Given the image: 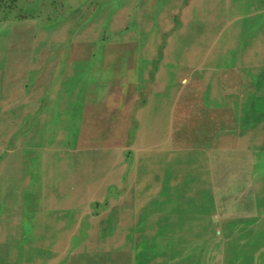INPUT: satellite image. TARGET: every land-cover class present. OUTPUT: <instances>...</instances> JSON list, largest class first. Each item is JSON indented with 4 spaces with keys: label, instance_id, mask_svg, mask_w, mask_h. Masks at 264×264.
<instances>
[{
    "label": "crops",
    "instance_id": "1",
    "mask_svg": "<svg viewBox=\"0 0 264 264\" xmlns=\"http://www.w3.org/2000/svg\"><path fill=\"white\" fill-rule=\"evenodd\" d=\"M92 54L33 53L30 67L20 64L7 73L10 83L0 86V264H172L168 246L177 242L168 237L194 235L195 189L214 188L200 182H212L216 167L251 172L239 181L225 177L220 187H241L240 197L247 188L260 189L223 205L224 212L242 219L263 214L254 205L264 196V115L255 111L263 99L238 109L234 134L214 132L213 142L195 146V96L189 121L169 91L166 69L151 91L137 95L134 54ZM213 72L203 69L200 79L202 102L209 106L218 99ZM260 78L264 68L256 71V83ZM187 79L195 85L194 75ZM205 194L213 197L206 204H218L212 190ZM240 203L242 214L229 212ZM95 233L111 239L75 250L62 243Z\"/></svg>",
    "mask_w": 264,
    "mask_h": 264
},
{
    "label": "rangeland",
    "instance_id": "2",
    "mask_svg": "<svg viewBox=\"0 0 264 264\" xmlns=\"http://www.w3.org/2000/svg\"><path fill=\"white\" fill-rule=\"evenodd\" d=\"M245 1L129 0L125 11L131 17L130 22L124 21L119 25L115 22L117 7H110L103 12L102 6L106 0H0V84H9L11 77L7 73L14 71L20 64L25 70L30 67L32 55L36 52L52 55L86 51L122 55L131 53L136 58L137 95L151 91L159 80L161 67L166 69L168 88L173 91V98L180 101L181 108L188 114L185 118L189 121L195 96V146L213 142L211 135L214 132L217 135L228 132L234 134L237 131L236 120L240 106L247 103L250 109L254 100L264 99V93L258 89L255 80L256 71L264 68V52H261L264 50V0ZM62 21L65 23L62 24ZM228 30L231 32L228 33ZM126 32L131 33L127 35ZM152 36H155V40ZM208 67L214 71L215 90L219 96L211 106L203 104L201 97V71ZM188 75L195 76V85L188 81ZM258 110L264 113V104ZM216 171L221 173L212 176V182H200L212 183L213 189H195L197 229L194 230V236L185 234L168 237L177 242L168 246L170 263L264 264V196L262 199L258 197L254 204L258 205V212L263 213L261 216L255 218V215H251L254 217L250 219L230 218L224 212L223 205L231 200L250 198L260 189L252 186L247 188L244 197H240L239 193L243 188L235 186L225 189L218 185V181L225 177L227 182L232 179L243 180L251 172H228L218 167ZM203 174L199 173V176ZM208 190H212L218 203L214 207L205 202L212 197L208 198L205 194ZM248 190L253 193L251 196L247 195ZM241 205L243 204L233 206L229 212L242 214ZM106 239L110 241L111 237L73 236L70 244L67 239L62 243L75 250L82 243Z\"/></svg>",
    "mask_w": 264,
    "mask_h": 264
},
{
    "label": "bare ground",
    "instance_id": "3",
    "mask_svg": "<svg viewBox=\"0 0 264 264\" xmlns=\"http://www.w3.org/2000/svg\"><path fill=\"white\" fill-rule=\"evenodd\" d=\"M63 1H64V0H63ZM75 1H76V0H75ZM81 1H82V0H81ZM231 1H232V0H231ZM243 1H244V0H243ZM246 1H247V0H246ZM246 1H245V2H246ZM84 2H85V1H84ZM84 2H81V3H84ZM128 2H129V0H106L105 4L102 6V8H103V10H104L103 12H106L110 7L115 6V7H117L116 18H115V22H116V24L118 23L119 25H121V23L124 22V21H126V22L129 23V22H130L129 19H130L131 17H130V16L128 17V15L126 14V11H125V9H126L125 6L127 5ZM248 2H249V0H248ZM72 3H73V2H72ZM81 3H80V4H81ZM176 3H177V1H176ZM176 3H175V4H176ZM190 3H192V2H190ZM190 3H189V4H190ZM252 3H253V2H252ZM196 4H197V3H196ZM200 4H201V3H200ZM238 4H239V3H238ZM246 4H247V3H246ZM72 5H73V4H72ZM226 5H227V4H226ZM243 5H244V4H243ZM243 5H242V6H243ZM163 6H164V5H163ZM78 7H79V6H78ZM128 7H129V6H128ZM229 7H230V6H229ZM253 7H254V3H253ZM72 8H73V7H72ZM173 8H174V7H173ZM182 8H183V7H182ZM70 9H71V7H70ZM77 9H78V8H77ZM127 9H128V8H127ZM169 9H170V8H169ZM183 9H184V8H183ZM228 9H230V8H228ZM239 9H240V8H239ZM30 10H31V9H30ZM142 10H143V9L141 8V11H142ZM253 10H254V9H253ZM249 11H250V10H249ZM249 11H248V12H249ZM255 11H256V10H255ZM74 12H75V11H74ZM251 12H252V11H251ZM70 13H72V11H71ZM114 13H115V12H114ZM234 13H236V12H234ZM240 13H241V11H240ZM74 14H75V13H74ZM93 14H94V13H93ZM137 14H138V12H137ZM166 14H167V13H166ZM228 14H229V11H228L227 15H228ZM99 15H100V14H99ZM162 15H163V14H162ZM193 15H194V14H193ZM67 16H68V15H67ZM111 16H113V14H112ZM156 16H157V15H156ZM99 17H100V16H99ZM140 17H141V16H140ZM162 17H163V16H162ZM193 17H194V16H193ZM68 18H69V17H68ZM68 18H67V19H68ZM97 18H98V17H97ZM148 18H149V17H148ZM177 18H178V17H177ZM239 18H240V17H239ZM67 19H66V20H67ZM71 19H72V18H71ZM226 19H227V18H226ZM147 20H148V19H147ZM142 21H143V19H142ZM231 21H232V20H231ZM89 22H90V20H89ZM100 22H101V21H100ZM191 22H192V21H191ZM63 23H65V22L62 21V24H63ZM239 23H240V22H239ZM109 24H110V23H109ZM113 24H114V23H113ZM138 24H139V23H138ZM144 24H145V23H144ZM182 24H183V23H182ZM59 25H60V23H59ZM99 25H100V24H99ZM92 26H93V25H92ZM97 26H98V25H97ZM144 26H145V25H144ZM192 26H193V25H192ZM52 27H53V26H52ZM56 27H57V25H56ZM180 27H181V26H180ZM229 27H230V26H229ZM262 27H263V26H262ZM27 28H28V27H27ZM145 28H146V27H145ZM83 29H84V28H83ZM198 29H199V28H198ZM223 29H224V27H223ZM228 29H229V28H228ZM232 29H233V28H232ZM236 29H237V28H236ZM22 30H24V29H22ZM47 30H48V29H47ZM47 30H46V31H47ZM52 30H53V29H52ZM62 30H63V29H62ZM225 30H226V29H225ZM8 31H9V30H8ZM17 31H18V30H17ZM28 31H29V30H28ZM221 31H222V30H221ZM258 31H259V29H258ZM133 32H134V31H133ZM156 32H157V31H156ZM156 32H155V33H156ZM164 32H165V31H164ZM229 32H231V31L228 30V33H229ZM22 33H23V32H22ZM22 33H21V35H22ZM78 33H79V32H78ZM128 33H129V32H126L125 34L128 35ZM130 33H131V32H130ZM130 33H129V34H130ZM155 33H154V34H155ZM166 33H167V32H166ZM225 33H226V31H225ZM256 33H257V32H256ZM7 34H8V33H7ZM88 34H89V33H88ZM90 34H91V33H90ZM92 34H93V33H92ZM101 34H102V33H101ZM257 34H258V33H257ZM96 35H97V34H96ZM106 35H107V34H106ZM214 35H215V34H214ZM221 35H222V34H221ZM85 36H86V35H85ZM100 36H101V35H100ZM104 36H105V35H104ZM165 36H166V34H165ZM86 37H87V36H86ZM101 37H102V36H101ZM107 37H108V36H107ZM147 37H148V35H147ZM154 37H155V36H154ZM154 37L152 36V38H154ZM213 37H214V36H213ZM216 37H217V36H216ZM219 37H220V36H219ZM231 37H232V36H231ZM231 37H230V38H231ZM7 38H8V37H7ZM17 38H18V37H17ZM233 38H234V37H233ZM15 39H16V38H15ZM21 39H22V37H21ZM28 39H29V38H28ZM250 39H251V38H250ZM3 40H4V39H3ZM3 40H2V41H3ZM10 40H11V39H10ZM26 40H27V39H26ZM26 40H25V41H26ZM41 40H42V38H41ZM146 40H147V39H146ZM152 40H153V39H152ZM152 40H151V41H152ZM154 40H155V38H154ZM231 40H232V39H231ZM21 41H22V40H21ZM42 41H43V40H42ZM89 41H90V40H89ZM164 41H165V40H164ZM249 41H250V40H249ZM253 41H255V40H253ZM11 42H12V41H11ZM22 42H23V41H22ZM75 42H76V41H75ZM145 42H146V41H145ZM255 42H256V41H255ZM16 43H17V42H16ZM125 43H126V42H125ZM234 43H235V42H234ZM251 43H252V41H251ZM251 43H250V44H251ZM21 44H22V43H21ZM88 44H90V43H88ZM127 44H128V43H127ZM257 44H258V42H257ZM12 45H13V44H12ZM72 45H73V44H72ZM74 45H75V44H74ZM152 45H153V44H152ZM155 45H156V43H155ZM155 45H154V46H155ZM80 46L82 47V45H80ZM91 46H92V45H91ZM91 46H90V47H91ZM248 46H249V44H248ZM261 46H262V45H261ZM261 46H260V47H261ZM75 47H76V45H75ZM93 47H94V46H93ZM26 48H27V46H26ZM51 48H53V47H51ZM141 48H142V47H141ZM232 48H233V47H232ZM243 48H244V47H243ZM10 49H11V48H10ZM74 49H75V48H74ZM78 49H79V47H78ZM78 49H77V50H78ZM89 49H90V48H89ZM261 49H262V48H261ZM70 50H71V49H70ZM139 50H140V49H139ZM144 50H145V49H144ZM226 50H227V49H226ZM247 50H248V49H247ZM251 50H252V49H251ZM254 50H255V49H254ZM5 51H6V49H5ZM207 51H208V50H207ZM227 51H228V50H227ZM19 52H20V51H19ZM21 52H22V51H21ZM21 52H20V53H21ZM77 52H78V51H77ZM86 52H87V51H86ZM89 52H90V51H89ZM142 52H143V51H142ZM142 52H141V53H142ZM258 52H259V51H258ZM261 52H264V50H263V51L261 50ZM148 53H149V52H148ZM192 53H195V52L193 51ZM239 53H240V52H239ZM91 54H92V53H91ZM190 54H191V53H190ZM227 54H228V53H227ZM5 55H6V54H5ZM72 55H74V54H72ZM76 55H77V54H76ZM92 55H93V54H92ZM121 55H122V54H121ZM205 55H206V54H205ZM74 56H75V55H74ZM80 56H81V54H80ZM146 56H147V55H146ZM203 56H204V55H203ZM228 56H229V55H228ZM236 56H237V55H236ZM236 56H235V57H236ZM0 57H1V56H0ZM88 57H89V56H88ZM71 58H72V57H71ZM141 58H142V57H141ZM83 59H84V58H83ZM245 59H246V58H245ZM84 60H85V59H84ZM84 60H83V61H84ZM90 60H91V59H90ZM162 60H164V59H162ZM228 60H229V59H228ZM262 60H263V59H262ZM83 61L80 62V63H83ZM102 61H103V60H102ZM170 61H171V60H170ZM243 61H244V60H243ZM243 61H242V62H243ZM251 61H253V60H251ZM251 61H250V62H251ZM3 62H4V61H3ZM75 62H76V61H75ZM86 62H87V61H86ZM86 62H84V64H85ZM166 62H167V61H166ZM171 62H172V64H174L173 61H171ZM102 63H103V62H102ZM161 63H162V62H161ZM168 63H170V62H168ZM179 63H180V62H179ZM237 63H238V62H237ZM244 63H245V62H244ZM253 63H254V62H253ZM255 63H256V61H255ZM76 64H77V62H76ZM84 64H83V65H84ZM124 64H125V62H124ZM184 64H185V63H184ZM221 64H222V63H221ZM240 64H241V63H240ZM249 64H250V63H249ZM249 64H248V66H249ZM53 65H54V64H53ZM83 65H82V67H83ZM179 65H180V64H179ZM188 65H189V64H188ZM188 65H185V67L188 66ZM242 65H243V64H242ZM74 66H75V65H74ZM86 66H87V65H86ZM244 66H245V65H244ZM258 66H259V65H258ZM75 67H76V66H75ZM170 67H171V66H170ZM170 67H169V69H170ZM198 67H200V66H198ZM202 67H203V66H202ZM222 67H223V66H222ZM225 67H226V66H225ZM28 68H29V67H28ZM124 68H125V67H124ZM181 68H182V67H181ZM189 68H191V67H189ZM189 68L187 67V69H189ZM1 69H2V68H1ZM78 69H79V68H78ZM83 69H84V67H83ZM83 69H82V71H83ZM173 69H174V68H173ZM177 69H178V68H177ZM177 69H176V70H177ZM182 69H183V68H182ZM206 69H207V68H206ZM219 69H220V68H219ZM124 70H125V69H124ZM257 70H258V69H257ZM89 71H90V70H89ZM163 71H164V70H163ZM171 71H172V70H171ZM245 71H246V70H245ZM172 72H173V71H172ZM175 72H176V71H175ZM178 72H179V70H178ZM180 72H181V70H180ZM180 72H179V73H180ZM254 72H255V71H254ZM75 73H76V70H75ZM182 73H183V72H182ZM252 73H253V72H252ZM89 74H90V73H89ZM99 74H100V72H99ZM124 74H125V73H124ZM162 74H163V73H162ZM176 74H177V73H176ZM244 74H245V73H244ZM20 75H21V74H20ZM78 75H79V74H78ZM164 75H165V74H164ZM252 75H253V74H252ZM87 76H88V75H87ZM177 76H179V74H177ZM74 77L76 78L75 75H74ZM123 77H124V76H123ZM175 77H176V76H175ZM251 77H252V76H251ZM164 78H165V77H164ZM70 79H71V78H69V79H67V80L70 81ZM72 79H73V78H72ZM123 79H124V78H123ZM198 79H199V78H198ZM202 79H203V78H202ZM204 79H205V78H204ZM211 79H212V78H211ZM67 80L62 81L63 84H64V82H66ZM119 80H120V79H119ZM121 80H122V78H121ZM121 80H120V81H121ZM160 80H162V79H160ZM173 80H174V79H173ZM214 80H216V79H214ZM81 81H82V80H81ZM73 82H74V79H73ZM163 82H164V81H163ZM204 82H205V81H204ZM74 83H75V82H74ZM78 83L80 84L81 82H78ZM92 83H93V82H92ZM217 83H219V82H217ZM163 84H164V83H163ZM0 85H1V84H0ZM66 85H67V84H65V86H66ZM119 85H122V84H119ZM176 85H177V84H176ZM76 86H78V85H76ZM85 86H86V85H85ZM90 86H91V84H90ZM97 88H98V86H97ZM170 88H172V87H170ZM219 88H220V86H219ZM86 89H87V88H86ZM258 89H259L260 91H263V93H264V78H263V80H262V78H260V80L258 81ZM84 90H85V89H84ZM87 90H88V89H87ZM161 90H162V88H161ZM166 90H167V89H166ZM169 90H170V89H169ZM71 91H72V90H71ZM81 91H82V90H81ZM118 91H119V90H118ZM170 91H171V90H170ZM61 92H62V90H61ZM63 92H64V91H63ZM65 92H66V91H65ZM75 92H76V91H75ZM202 92H203V91H202ZM255 92H256V91H255ZM255 92H254V93H255ZM84 93H85V92H84ZM96 93H97V92H96ZM160 93H161V92H160ZM221 93H222V92H221ZM55 94H56V93H55ZM57 94H59V93H57ZM61 94H62V93H61ZM66 94H67V93H66ZM80 94H81V93H80ZM89 95H90V93H89ZM152 95H153V94H152ZM171 95H173V94H171ZM213 95H214V94H213ZM3 96H4V95H3ZM55 96H56V95H55ZM55 96H54V97H55ZM154 96H155V95H154ZM156 96H157V95H156ZM263 96H264V95H263ZM84 97H85V96H84ZM151 97H152V96H151ZM166 97H167V96H166ZM170 97H171V96H170ZM217 97H219V96H217ZM221 97H222V96H221ZM85 98H86V97H85ZM95 98H96V97H95ZM213 98H214V97H213ZM83 99H84V98H83ZM115 99H116V98H115ZM149 99H150V97H149ZM149 99H148V100H149ZM85 100H86V99H85ZM153 100H155V98H154ZM159 100H160V99H159ZM244 100H245V99H244ZM256 100H257V99H256ZM263 100H264V99H263ZM94 101H95V100H94ZM207 101H208V100H207ZM215 101H216V100H215ZM215 101H214V102H215ZM233 101H234V100H233ZM258 101H259V100H258ZM212 102H213V100H212ZM241 102H242V101H241ZM255 102H256V101H254V103H255ZM159 103H160V102H158V104H159ZM208 103H209V101H208ZM262 103L264 104V102H262ZM79 104H80V103H79ZM152 104H153V101H152ZM69 105H70V104H69ZM77 105H78V104H77ZM256 105H258L257 102H256ZM25 106H27V105H25ZM72 106H73V103H72ZM159 106H160V105H159ZM28 107H29V106H28ZM33 107H35V106H33ZM79 107H80V106H79ZM146 107H147V106H146ZM240 107H241V106H240ZM29 108H30V107H29ZM29 108H28V109H29ZM69 108H70V107H69ZM77 108H78V107H77ZM103 108H104V107H103ZM144 108H145V107H144ZM151 108H152V107H151ZM256 108H257V107H256ZM256 108H255V111L258 110V109H260V108H258V109H256ZM26 109H27V108H26ZM26 109H25V110H26ZM28 109H27V110H28ZM156 109H157V108H156ZM77 110L79 111V108H78ZM144 110H145V109H144ZM150 110H151V109H150ZM68 111H69V110H68ZM23 112H24V111H23ZM76 112H77V111H76ZM148 112H149V111H148ZM148 112H147V114H149ZM157 113H158V112H157ZM68 115H69V114H68ZM239 115H240V114H239ZM263 115H264V113H263ZM149 116H150V115H149ZM73 117H74V116H73ZM65 118H66V117H65ZM47 119H48V118H47ZM73 119H74V118H73ZM152 119H153V118H152ZM10 120H11V119H10ZM68 120H69V119H68ZM71 120H72V119H71ZM80 120H81V118H80ZM149 120H150V119H149ZM16 121H17V120H16ZM74 121H75V120H74ZM74 121H73V122H74ZM16 123H17V122H16ZM67 123H68V122H67ZM3 124H4V121H1V120H0V131H4V128H3L4 125H3ZM258 124H259V122H258ZM65 125H66V124H65ZM256 125H257V124H256ZM261 125H262V124H261ZM14 127H15V126H14ZM14 127H13V129H14ZM61 127H62V126H61ZM74 127H75V126H74ZM140 127H141V126H140ZM152 127H153V126H152ZM155 127H156V125H155ZM8 128H9V127H8ZM78 128H79V127H78ZM104 128H105V127H104ZM259 128H260V129H261V128L263 129L264 126L262 125V126L259 127ZM16 129H17V127H16ZM18 129H19V128H18ZM58 130H60V129H58ZM58 130H57V131H58ZM248 130H249V129H248ZM14 131H15V130H14ZM14 131H13V132H14ZM44 131H45V130H44ZM73 131H74V130H73ZM140 131H141V130H140ZM140 131H139V132H140ZM153 131H154V129H153ZM260 131H261V130H260ZM61 132H62V131H61ZM68 132H69V131H68ZM16 133H17V132H16ZM44 133H45V132H44ZM69 133H70V132H69ZM249 133H250V132H249ZM71 134H72V133H71ZM71 134H69V135H71ZM157 134H158V133H157ZM259 134H260V133H259ZM263 134H264V133H263ZM60 135H61V134H60ZM151 135H152V134H151ZM167 135H168V134H167ZM250 135H251V134H250ZM250 135H248V136L250 137ZM19 136H21V135H19ZM149 136H150V135H149ZM262 136H263V135H262ZM14 137H15V136H14ZM58 137H59V136H58ZM68 137H69V136H67V138H68ZM143 138H145V137H143ZM4 139H5V137H4ZM69 139H70V138H69ZM19 140H20V139H19ZM43 140H44V139H43ZM70 140H71V139H70ZM252 140H253V139H252ZM255 140H256V139H255ZM16 141H17V140H15V142H16ZM63 141H64V140H63ZM67 141H68V143L70 142L68 139H67ZM144 141H145V140H144ZM158 141H160V140H158ZM168 141H169V140H168ZM70 143H71V142H70ZM75 143H76V142H75ZM247 143H249V141H248ZM62 144H63V143H62ZM251 144H252V142H251ZM254 144H255V143H254ZM17 145H18V144H17ZM25 147H26V146H25ZM28 148H29V147H28ZM90 148H91V147H90ZM104 148H105V147H104ZM171 148H172V147H171ZM29 149H30V148H29ZM65 149H67V148H65ZM85 149H86V148H85ZM87 149H88V148H87ZM98 149H99V147H98ZM259 150H260V149H259ZM63 151H64V150H63ZM94 151H95V150H94ZM105 151H106V150H105ZM186 151H187V150H186ZM31 152H32V151H31ZM70 152H71V151H70ZM27 153H28V151H27ZM75 153H76V152H75ZM103 153H104V152H103ZM138 153H139V152H138ZM45 155H46V154H45ZM87 155H88V154H87ZM87 155H86V156H87ZM90 155H91V154H90ZM31 156H32V155H31ZM33 156H35V155H33ZM43 156H44V154H43ZM43 156H42V157H43ZM136 156H137V154H136ZM146 157H147V156H146ZM40 158H41V157H40ZM56 158H57V157H56ZM87 158H88V157H87ZM147 158H148V157H147ZM15 159H16V158H15ZM90 159H91V158H90ZM42 160H43V159H42ZM73 160H74V159H73ZM118 161H119V160H118ZM145 161H146V160H145ZM167 161H168V160H167ZM171 161H172V160H171ZM208 161H209V160H208ZM12 162H13V161H12ZM38 162H39V161H38ZM38 162H37V163H38ZM156 162H157V161H156ZM13 163H14V162H13ZM33 163H34V162H33ZM33 163H32V164H33ZM41 163H42V162L40 161V165H41ZM74 163H75V162H74ZM113 163H114V162H113ZM118 163H119V162H118ZM145 163H146V162H145ZM153 163H155V162H153ZM204 163H205V162H204ZM116 164H117V163H116ZM146 165H147V164H146ZM20 166H21V165H20ZM31 166H32V165H31ZM31 166H30V167H31ZM56 166H57V165H56ZM114 166H115V165H114ZM141 166H142V165H141ZM199 166H200V165H199ZM204 166H206V165H204ZM208 166H209V165H208ZM11 167H12V166H11ZM15 167H17V166H15ZM33 167H34V166H33ZM37 167H39V166L37 165ZM41 167H42V165L40 166V168H41ZM150 168H151V167H150ZM152 168H153V166H152ZM152 168H151V170H152ZM154 168H156V167H154ZM160 168H161V167H160ZM198 168H199V167H198ZM13 169H14V168H13ZM38 169H39V168H38ZM204 169H205V168H204ZM17 170H18V169H17ZM17 170H16V171H17ZM74 170H75V169H74ZM142 170H143V169H142ZM157 170H158V169H157ZM216 170H217V167L214 168L213 172L211 173V177H212V176H217L216 174L219 175V174L221 173V172L219 173V171H216ZM107 171H108V170H107ZM201 171H202V170H201ZM31 172H32V171H31ZM35 172H36V171H35ZM40 172H42V171H40ZM104 172H105V170H104ZM21 173H22V172H21ZM205 173H206V172H205ZM17 174H18V173H17ZM133 174H134V173H133ZM6 175H7V174H6ZM6 175H5V176H6ZM147 175H149V174H147ZM205 175H206V174H205ZM12 176H13V175H12ZM14 176H15V175H14ZM71 176H74V175L72 174ZM141 176H142V175H141ZM141 176H140V177H141ZM207 176H208V175H207ZM26 177H27V176H26ZM143 177H144V176H143ZM12 178H15V177H12ZM24 178H25V177H24ZM72 178L74 179V177H72ZM141 178H142V177H141ZM141 178H140V180H141ZM144 178H145V177H144ZM0 179H1V178H0ZM17 179H20V178L17 177ZM85 179H86V178H85ZM10 180H11V179H10ZM79 180H80V179H79ZM98 180H99V179H98ZM7 181H9V179H8ZM14 181H15V180H14ZM74 181H75V180H74ZM133 181H134V180H133ZM142 181H143V178H142ZM2 182H3V181H2ZM12 183H14V182L12 181ZM106 183H107V182H106ZM140 183H141V182H140ZM140 183H138V184H140ZM3 184H4V183H3ZM8 184H9V183H8ZM8 184H7V185H8ZM10 184H11V183H10ZM138 184H137V186H138ZM151 184H152V183H151ZM12 185H13V184H12ZM77 185H78V184H77ZM77 185H76V186H77ZM79 185H80V184H79ZM130 186H131V184H130ZM135 186H136V185H135ZM155 186H156V185H155ZM78 187H79V186H78ZM78 187H77V188H78ZM75 188H76V187H75ZM3 189L5 190V188H3ZM16 189H17V188H16ZM152 189H153V188H152ZM13 190H14V189H13ZM48 190H49V189H48ZM86 190H87V189H86ZM15 191H16V190H15ZM76 191H77V190H76ZM87 191H88V190H87ZM148 191H149V190H148ZM157 191H158V190H157ZM90 192H91V191H90ZM96 192H97V191H96ZM129 192H130V191H129ZM143 192H145V191H143ZM250 192H251V190H248V191H247V195L251 196V195L253 194V193H250ZM136 193H138V192H136ZM136 193H135V194H136ZM9 194H10V193H9ZM9 194H8V195H9ZM14 194H15V193H14ZM86 194H87V193H86ZM139 194H140V193H139ZM149 194H150V193H149ZM185 194H186V193H185ZM73 195H74V193H73ZM87 195H88V194H87ZM144 195H145V194H144ZM147 195H148V194H147ZM133 196H134V195H133ZM140 196H141V195H140ZM88 197H89V196H88ZM134 197H136V196H134ZM137 197H138V196H137ZM147 197H148V196H147ZM15 198H16V197H15ZM13 199H14V198H13ZM24 199H25V198H24ZM130 199H131V198H130ZM127 200H128V198H127ZM82 201H83V200H82ZM146 201H147V198H146ZM3 202H4V201H3ZM82 204H83V203H82ZM25 205H26V204H25ZM8 207H9V205H8ZM15 207H16V206H15ZM34 207H35V206H34ZM53 207H54V205H53ZM66 207H67V206H66ZM34 209H35V208H34ZM77 210H78V208H77ZM106 213H107V212H106ZM41 215H42V214H41ZM101 216H102V215H101ZM106 218H107V217H106ZM114 218H115V216H114ZM13 219H14V218H13ZM99 219H100V218H99ZM112 219H113V217H112ZM184 220H185V219H184ZM104 221H106V220H104ZM108 221H111V220H108ZM114 221H116V219H114ZM193 221H194V220H193ZM149 222H150V221H149ZM99 223H100V222H99ZM112 223H114V222L112 221ZM150 223H151V222H150ZM33 224H34V223H33ZM66 224H67V223H66ZM68 224H69V223H68ZM100 224H101V223H100ZM54 225H55V224H54ZM110 225H111V226H109V227L113 228V227H112L113 224H110ZM20 226H21V225H20ZM32 226H33V225H32ZM128 226H129V225H128ZM17 227H18V226H17ZM26 227H27V226H26ZM54 227H55V226H54ZM100 227H101V226H100ZM52 228H53V226L51 227V229H52ZM67 228H68V226H67ZM104 228H105V226H104ZM195 229H197V228H195ZM19 230H20V229H19ZM61 230L63 231V229H61ZM69 230H70V229H69ZM108 230H110V229H108ZM199 230H200V229H199ZM20 231H21V230H20ZM45 231H46V230H45ZM127 231H128V230L126 229V232H127ZM129 231H130V230H129ZM176 231H177V230H176ZM28 232H30V231H28ZM94 232H95V231H94ZM100 232H101V228H100ZM100 232H99V233H100ZM126 232H125V233H126ZM177 232H178V231H177ZM197 232H198V231H197ZM3 233H4V232H3ZM33 233H34V232H33ZM58 233H59V232H58ZM96 233H97V230H96ZM96 233H95V235H96ZM62 234H63V233H62ZM100 234H101V233H100ZM145 234H147V233H145ZM170 234H171V233H170ZM1 235H2V234H1ZM16 235H17V233H16ZM16 235H15V236H16ZM178 235H179V234H178ZM3 236H4V235H3ZM96 236H97V235H96ZM102 236H103V235H102ZM193 236H194V235H193ZM35 237H36V235H35ZM3 238H4V237H3ZM23 238H24V237H23ZM55 238H56V237H55ZM61 238H62V237H61ZM100 238H101V237H100ZM100 238H99V239H100ZM1 239H2V238H1ZM95 239H97V238H95ZM33 240H35V239H33ZM25 241H26V240H25ZM97 241H98V240H97ZM26 242H27V241H26ZM22 243H24V241H23ZM27 243H28V242H27ZM53 243H54V242H53ZM63 244H64V243H63ZM1 245H2V244H1ZM36 245H37V244H36ZM22 246H23V245H22ZM60 246H61V245H60ZM60 246H59V247H60ZM92 247H94V246H92ZM57 248H58V247H57ZM21 249H22V248H21ZM28 250H29V249H28ZM31 250H32V249H31ZM52 250H53V249H52ZM56 250H57V249H56ZM96 250H98V249H96ZM76 251H77V250H76ZM50 252H51V251H50ZM31 253H33V252H31ZM195 253H196V252H195ZM202 253H203V252H202ZM202 253H201V254H202ZM47 254H48V253H47ZM33 255H34V254H33ZM35 255H37V254H35ZM80 255H81V252H80ZM39 256H40V255H39ZM45 256H46V255H45ZM43 257H44V256H43ZM43 257H42V258H43ZM76 257H78V256H76ZM82 257H83V256H82ZM95 257H97V256H95ZM95 257H94V258H95ZM98 257H99V256H98ZM189 257H190V256H189ZM83 258H84V257H83ZM76 259H77V258H76ZM85 259L88 260L87 258H84V260H85ZM40 260L42 261V259H40ZM43 260L45 261V260H47V259L44 258ZM208 260H210V259H208ZM41 261H40V262H41ZM44 261H42V262H44ZM88 261H89V260H88ZM17 262H20V261H17ZM42 262H41V263H42ZM48 262H49V261H48ZM45 263H46V262H45ZM73 263H75V260H74ZM32 264H33V261H32Z\"/></svg>",
    "mask_w": 264,
    "mask_h": 264
}]
</instances>
